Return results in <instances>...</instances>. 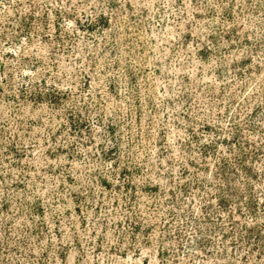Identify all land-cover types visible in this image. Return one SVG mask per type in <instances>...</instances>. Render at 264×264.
<instances>
[{"label": "rangeland", "instance_id": "obj_1", "mask_svg": "<svg viewBox=\"0 0 264 264\" xmlns=\"http://www.w3.org/2000/svg\"><path fill=\"white\" fill-rule=\"evenodd\" d=\"M0 264H264V0H0Z\"/></svg>", "mask_w": 264, "mask_h": 264}]
</instances>
